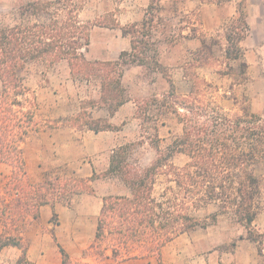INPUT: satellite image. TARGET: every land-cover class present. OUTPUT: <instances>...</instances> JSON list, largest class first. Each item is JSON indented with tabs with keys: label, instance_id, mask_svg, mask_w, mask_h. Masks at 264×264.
<instances>
[{
	"label": "trees",
	"instance_id": "trees-1",
	"mask_svg": "<svg viewBox=\"0 0 264 264\" xmlns=\"http://www.w3.org/2000/svg\"><path fill=\"white\" fill-rule=\"evenodd\" d=\"M154 1L150 2L148 14L154 11ZM80 11L77 0L30 1L18 7L13 25L0 28V163L9 166L15 175L14 182H8L5 189L9 190L12 185L17 191V199L0 200L3 220L0 250L7 246L21 249L22 255L16 264H30L19 238L29 213L36 219L39 207H53L66 196L64 192L69 196L93 192L89 183L94 180V177L73 178L72 185L60 181L55 187L46 182L28 184L21 144L37 129H32L36 100L34 92L25 84L26 72L34 67L50 69L65 62L73 80L96 76L101 78V87L107 91L112 73L107 68L142 64L140 57L154 45V26L143 22L122 29L123 36L131 39V50L121 53L118 62L88 61L85 52L90 30L99 25L81 21ZM237 20L245 32L242 4ZM226 55L238 60L241 50L238 48L233 56L227 49ZM241 67L244 73L245 64ZM107 99L111 101V108L116 97L108 96L105 102ZM116 101L114 107L121 104L120 100ZM183 108L181 134L165 152L158 151L150 166L140 168L128 164L121 150L111 157L108 173L119 175L127 192L102 199L95 231V244H105L97 254L101 259L120 263L157 258L158 264H162L160 253L164 246L182 234L206 226L205 220L195 214L208 206L216 208L208 217L211 221L225 216L242 227L245 238L258 245L261 255L264 231H256L251 224L262 208L264 177L258 170L264 167V117L252 113L248 104L233 115L219 105L197 99ZM178 154L186 157L182 166L172 161ZM60 251L62 264H67V256Z\"/></svg>",
	"mask_w": 264,
	"mask_h": 264
},
{
	"label": "crops",
	"instance_id": "crops-1",
	"mask_svg": "<svg viewBox=\"0 0 264 264\" xmlns=\"http://www.w3.org/2000/svg\"><path fill=\"white\" fill-rule=\"evenodd\" d=\"M161 1L167 2L169 7L170 0ZM134 2L132 8L134 12L119 14L120 26L140 21L141 17L135 16L136 11H141L139 8L150 5L151 0H134ZM240 4L245 13L246 32L237 43V47L241 50L240 59L233 60V63L237 61L245 64L244 74L248 78L246 83L249 81V84L264 86V73L260 72V69L264 68V0H224L212 3L204 0L179 1L176 4L177 15L181 14V10L184 14L192 12L197 18L196 24L191 25L193 29L184 28L178 40L167 44L166 50L157 56L156 63L164 67H179L186 62L188 55L202 49L204 42L214 35L226 55L229 43L226 25L237 20ZM175 13L172 9L173 17ZM95 14L86 19L93 18ZM132 15L134 18L125 19V16ZM195 28L199 30L196 32ZM130 40L129 36H123L120 29L94 27L90 30L85 57L92 62H118L121 53L130 52ZM53 67L40 73L41 80L35 86L25 81L28 88L31 86L36 88L32 89L38 105L36 118L43 123L37 132L22 143L26 179L30 183L41 184L46 176L55 177L60 171L68 177L86 180L94 177L89 183L93 192L74 195L67 202L57 201L53 207L41 206L37 211L36 219L31 215L26 218L24 230L19 235L20 241L26 245V260L30 264H62L63 255L60 251L62 250L70 264H158L157 258H154V262L152 258L114 263L111 259H101L98 255L88 252L93 250L92 246L95 243L97 217L102 199L126 194L121 187L118 189L114 187L106 174L111 157L116 149L121 147V134L127 127L137 126L138 101L131 94V89L148 77L144 72L143 64L128 63L124 66L120 79L123 98L120 99L121 104L117 107H114L115 101H113L111 108L109 99L106 102L102 101L101 83L92 94L81 96L80 85L71 77L68 65L60 62ZM254 68L259 70L255 75ZM149 71L153 77L149 84L168 85L160 72ZM180 78L181 81H185L184 76ZM259 98L264 99V94ZM82 103H87L88 107H82ZM249 108L254 114L264 115V108L256 112L251 101ZM223 109L227 108L223 107ZM85 112L92 127L87 124L79 127L75 124ZM93 128L99 130L94 131ZM258 173L264 177V167ZM263 201L264 196L261 200L262 208L251 224L253 229L260 232L264 231ZM215 212L216 208L212 214ZM54 214L57 218L55 225L50 221ZM49 230L53 231L50 233ZM231 231L228 233L219 228L206 229L205 232L200 233V239L210 241L214 238L215 246L234 243L229 254H224L222 257L226 264H264V244L260 255L258 245L245 238L242 227L237 225ZM219 232H223L220 240L217 238ZM171 242L162 248L160 262L186 264L188 260H185L184 252L180 247L177 250ZM215 249V247L209 248L200 258H196L194 264H215V254L218 251ZM11 255H15L14 261ZM20 255L21 251L17 248L4 247L0 250V263L16 264ZM107 255L109 256V253Z\"/></svg>",
	"mask_w": 264,
	"mask_h": 264
},
{
	"label": "rangeland",
	"instance_id": "rangeland-1",
	"mask_svg": "<svg viewBox=\"0 0 264 264\" xmlns=\"http://www.w3.org/2000/svg\"><path fill=\"white\" fill-rule=\"evenodd\" d=\"M30 1L44 0H0V28L13 25L14 21L17 19L18 7L22 3ZM77 1L81 6L79 19L83 22H97L99 26L95 27L120 29L122 32V29L124 28H129L132 25H140L143 22H146V25L151 24L154 26L152 33V42H154V45L149 46V49L146 50L145 54L140 57L144 66V72L148 77L143 79L140 85L131 89V94L138 101V109L136 111L137 126L136 128L127 127L126 130H124L121 134V147L116 149V151L119 150L120 152L121 150V153L123 152L124 158L128 164L140 168H146L154 162L158 151L165 152L166 148L172 143V141L181 134L182 125L180 121L181 115L185 113V111H183L184 105L194 102L195 99L205 104L213 103L222 108L226 107L227 109L224 111L231 115L240 113V109L245 107L246 104L249 105L250 101L251 103H254V109L256 112L257 110L264 108V99L259 98L264 94V86L262 84H249V81L246 83L248 78L244 74L245 71L244 73L242 72V62L236 61L233 63V59L227 58V55H225L223 51V47L220 46L215 35L204 42L202 49L188 55L185 60L186 62L179 67H164L156 63L157 56L161 55L160 52L166 50L165 47L167 44H172L175 40H178L184 28L193 29L191 25L196 24L197 18H195V14L192 12L184 14L183 10H181V14L177 15L178 5L176 4L183 0H170L169 7L167 2L155 0L153 12L150 14L147 13L149 5L145 8H139L141 11H136L137 15L135 16L141 17V20L125 24L123 27L119 25L118 16L122 13L134 12L135 10L132 9L135 5L134 0ZM204 1L212 3L224 0ZM172 9L176 12L174 17L172 16ZM94 13L96 14L93 18L86 19V17H92ZM131 18H134V15L131 17L125 16V19ZM195 30L197 32L199 29L195 28ZM245 32L238 20H234L226 25V33L230 38V42L226 49L229 50L231 55L234 56L238 52V39ZM54 67H56V65ZM123 68V65H115L107 68L110 69L112 73L107 81L109 89L107 91H104V89L101 90L102 101H105L108 96L116 97V100L123 98V89L120 86ZM149 70L160 72L163 75V78L168 82V85H157L155 83L153 86L149 84L153 78L152 75L149 74ZM43 71L46 72V69L35 67L29 69L26 72L27 83H32L34 86L38 84L41 80L39 79L40 73ZM262 71H264V68L260 69V72L264 73ZM257 72H259V70L254 68L253 74L255 75ZM181 76L185 77V81H181ZM75 80L80 85L79 91L81 96L89 95V93L92 94L102 81L101 78L96 76H91L88 80L76 77ZM167 86L168 88H166ZM30 89L32 90L36 88L31 86ZM116 100L115 102H117ZM81 105L84 108L88 107L87 103H82ZM37 111L38 105L36 103L34 115L35 126H33L32 129H37L38 131L43 123L36 118ZM262 116L264 117V115ZM75 124L79 127L85 124L92 127V124H90L87 119V112L81 114ZM46 125L50 126L47 123ZM33 134L34 131H31L29 136L31 137ZM156 137H158L159 140H156ZM26 139L24 142H26ZM172 161L176 166H182L186 162V157L178 154L172 158ZM258 172H261V170L259 169ZM106 175L114 187L117 189L121 187V189H124V193L127 192L119 175L114 173H107ZM14 177L15 175L11 173V168L0 163V200H9L10 198L17 199L15 198V193L17 191L12 188V185L9 190L5 189L8 182H14ZM56 178L58 181L55 180ZM73 178L75 177H68L65 173L60 171L57 172L55 177L46 176L42 183H52L51 187H55L60 181L61 183L67 181L68 184L72 185L73 183L71 180ZM28 184L36 185L29 181ZM26 189H28L27 186ZM159 189L160 187L157 186L156 192H158ZM64 195L66 196H62L63 198L60 200L62 202H67L72 197L67 195L66 192H64ZM214 211L215 208L212 206L198 211L195 214L196 217L205 220L206 226L204 228L198 227L171 242L172 246H175L177 250L180 247L182 252H184L185 260L189 261H186V264H194L197 257L200 258L204 252L212 247H215V250H218L217 254H215L214 263L226 264V261L222 259V257L224 254H229L232 250L230 246L231 242L225 245L219 244L218 246H215L214 238L210 241H207L204 238L203 240L200 239V233L205 232L206 229L210 230L212 228H219L220 230L229 233V231L234 230L237 226L224 216H220L216 221H211L208 217L212 215ZM30 215H32L31 212L29 213V216ZM2 221L3 220L0 218V235L3 232ZM50 221L55 225L57 223V218L52 217ZM52 231L53 230H49L50 233ZM219 233V237L217 238L220 240L223 232ZM4 235L7 234L5 233ZM21 244L23 247L26 246L23 242H21ZM92 247L93 250L88 252L97 255L98 251L105 247V244L102 242L97 246L94 243ZM18 250L21 251V249ZM11 257L14 261L15 255H11ZM66 261L67 264H70L68 257ZM152 261L154 262V258Z\"/></svg>",
	"mask_w": 264,
	"mask_h": 264
}]
</instances>
